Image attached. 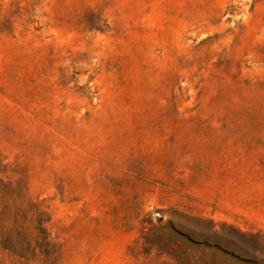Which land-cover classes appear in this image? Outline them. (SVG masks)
I'll use <instances>...</instances> for the list:
<instances>
[{
	"label": "rangeland",
	"instance_id": "1",
	"mask_svg": "<svg viewBox=\"0 0 264 264\" xmlns=\"http://www.w3.org/2000/svg\"><path fill=\"white\" fill-rule=\"evenodd\" d=\"M0 264H264V0H0Z\"/></svg>",
	"mask_w": 264,
	"mask_h": 264
}]
</instances>
